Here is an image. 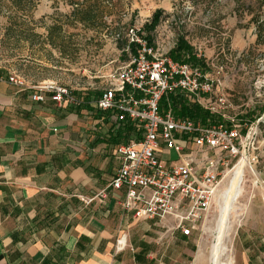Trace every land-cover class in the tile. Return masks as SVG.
Masks as SVG:
<instances>
[{
    "label": "crops",
    "instance_id": "1",
    "mask_svg": "<svg viewBox=\"0 0 264 264\" xmlns=\"http://www.w3.org/2000/svg\"><path fill=\"white\" fill-rule=\"evenodd\" d=\"M181 2L188 18L170 6L165 20L174 26L172 43L183 39L194 56L201 46L204 57H195L218 75L216 90L229 88L232 96L238 83L255 84L249 73L264 44L253 20L233 14L214 21L192 12L193 2ZM10 72L0 67V264H207L196 231L182 235L172 218L134 219L110 189L97 196L119 164L110 116L95 104L100 91L73 92L79 106L49 97L35 102L32 90L8 81ZM42 83L57 84H31ZM240 232L234 264H264V222Z\"/></svg>",
    "mask_w": 264,
    "mask_h": 264
},
{
    "label": "built area",
    "instance_id": "2",
    "mask_svg": "<svg viewBox=\"0 0 264 264\" xmlns=\"http://www.w3.org/2000/svg\"><path fill=\"white\" fill-rule=\"evenodd\" d=\"M260 22L264 25V16ZM142 30L136 25L126 29L130 60L108 75L107 86L95 100L97 109L110 116L113 129L129 122L140 133L139 138L132 137L114 147L118 168L97 196L105 197L107 189L120 193L119 205L134 219L172 218L174 229L190 236L200 230L214 204L224 172L241 156L244 142L257 135L256 125L250 124L242 137L240 122L229 115L233 105L227 93L216 90L221 86L218 75L208 74L197 63L172 59L169 52L175 43L161 48L151 46ZM195 56L204 57L200 45L195 47ZM8 81L20 89L32 90L35 102L42 103L49 97L60 105H81L62 85L31 84L15 72L9 73ZM171 92L191 96L225 123L203 124L179 117L170 106L160 110L161 98ZM262 203L264 206V196Z\"/></svg>",
    "mask_w": 264,
    "mask_h": 264
},
{
    "label": "rangeland",
    "instance_id": "3",
    "mask_svg": "<svg viewBox=\"0 0 264 264\" xmlns=\"http://www.w3.org/2000/svg\"><path fill=\"white\" fill-rule=\"evenodd\" d=\"M181 1L193 2L196 7L192 12L214 21L232 18L233 14L245 18L246 23L253 20L260 29L264 44V31L257 24L259 18L264 16V0H111L102 3V10L99 9L102 5L97 6L99 10L93 13V26L74 19L71 14L73 8L68 0H21L17 3L0 0V67L19 74L29 83L50 80L70 88L72 93L101 92L106 86L108 75L130 60L131 51L124 50L127 43L126 29L136 25L143 29L151 46L159 45L160 48L169 45L175 39L170 35L174 26L165 22L169 17L167 13L170 6L173 9L176 6L182 12L178 14L180 18H188L185 11L189 10L181 7ZM156 11L160 13L153 24L152 14ZM261 54V62L249 73L250 77L254 75L255 84L248 87L238 83L235 88L237 93L232 96L228 95L231 90L224 87V93L237 106L229 111V115L240 122L241 136L245 137L250 124L256 125L257 135L254 140L243 141L241 156H237L224 172L214 204L205 214L200 230L196 231L197 239H201L205 247L203 250L207 264L210 263L212 245L220 233L218 224L220 209L224 205V191L240 159L244 162L241 190L229 205L222 237L229 255L226 252L228 256L222 255L221 261L228 258L234 264L235 244L244 225H261L264 222L263 48ZM186 96L193 101L191 96ZM250 108L256 110L251 120L246 116ZM257 118L259 121L256 123ZM214 120L225 123L224 119L218 117H214ZM206 123H210L208 119Z\"/></svg>",
    "mask_w": 264,
    "mask_h": 264
},
{
    "label": "trees",
    "instance_id": "4",
    "mask_svg": "<svg viewBox=\"0 0 264 264\" xmlns=\"http://www.w3.org/2000/svg\"><path fill=\"white\" fill-rule=\"evenodd\" d=\"M21 0H12V2H18ZM111 0H68V4L72 6V16L77 21L86 24L87 26H93V13L95 10H102L104 2H110ZM98 5H102L98 9ZM160 11H156L152 17V22L155 24L158 20ZM259 18V25L260 28L264 31V25L260 22ZM260 32V29L257 28ZM169 56L181 62H187L191 64H200L198 59L192 53L191 46H189L183 39L178 38L174 47L170 50ZM87 104L86 102H84ZM160 110L164 111L167 106H170L174 113L179 117H188L191 119L199 120L203 124H206L207 119L209 122H213L214 116H210V114L201 108L197 103L194 101H190L184 93L180 92H171L166 93L160 100ZM255 108L252 110H248L246 112V116L249 120L253 119V113ZM140 133L139 131L129 122L122 123L116 130L115 133L109 137L111 143L119 144L121 142H125L129 139L139 138Z\"/></svg>",
    "mask_w": 264,
    "mask_h": 264
},
{
    "label": "bare ground",
    "instance_id": "5",
    "mask_svg": "<svg viewBox=\"0 0 264 264\" xmlns=\"http://www.w3.org/2000/svg\"><path fill=\"white\" fill-rule=\"evenodd\" d=\"M235 168H234V174L233 177L230 181V184L228 188L224 191V205L220 209V215H219V235L217 237L216 242L212 245V250L211 251V257H210V263L209 264H232L231 259H226L222 260V255L226 254L228 251V248L223 244L222 242V237H223V232L225 231V225L227 223V216L229 212V205L233 200L236 199L238 196L240 190H241V178H242V173H243V160L240 159L237 161ZM233 170V169H232ZM228 254V252H227ZM226 254V255H227ZM229 255V254H228ZM227 255V256H228Z\"/></svg>",
    "mask_w": 264,
    "mask_h": 264
}]
</instances>
